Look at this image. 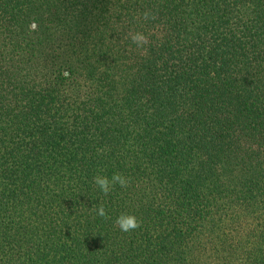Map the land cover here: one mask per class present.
<instances>
[{
  "label": "trees",
  "instance_id": "1",
  "mask_svg": "<svg viewBox=\"0 0 264 264\" xmlns=\"http://www.w3.org/2000/svg\"><path fill=\"white\" fill-rule=\"evenodd\" d=\"M0 264H264V0H0Z\"/></svg>",
  "mask_w": 264,
  "mask_h": 264
},
{
  "label": "clouds",
  "instance_id": "2",
  "mask_svg": "<svg viewBox=\"0 0 264 264\" xmlns=\"http://www.w3.org/2000/svg\"><path fill=\"white\" fill-rule=\"evenodd\" d=\"M143 19H155V15L150 11H145L143 13ZM36 27L37 25L35 22L30 25L31 30H35ZM128 37L134 44L137 45L138 48H142L143 45L148 43V38L142 32H129ZM62 74L64 76L69 75L67 71L63 72ZM93 182L105 195H107L112 190V185L119 184L121 187H127L129 183L128 179L118 172L113 173L111 180H109V178L106 176L97 175L93 178ZM95 212L98 216L107 219V213L103 205L96 207ZM115 224L123 232H129L140 226L135 216L126 213H121L116 218Z\"/></svg>",
  "mask_w": 264,
  "mask_h": 264
}]
</instances>
